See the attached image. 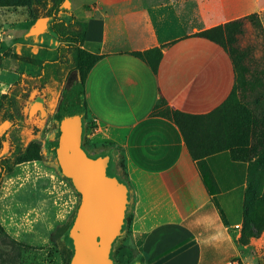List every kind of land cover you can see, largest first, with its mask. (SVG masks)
<instances>
[{
  "label": "crops",
  "instance_id": "crops-1",
  "mask_svg": "<svg viewBox=\"0 0 264 264\" xmlns=\"http://www.w3.org/2000/svg\"><path fill=\"white\" fill-rule=\"evenodd\" d=\"M64 9L61 19L72 15L86 27L83 50L100 56L84 82L90 139L121 149L132 190L120 264H234L242 257L234 236L243 222L247 164L228 151L191 160L178 127L157 107L162 99L189 115L219 107L234 85L232 64L197 35L251 14L264 29V0H65ZM50 24L24 8H0V97L25 79L38 84L37 95L46 89L33 61L58 58ZM153 50L161 54L156 73L136 56Z\"/></svg>",
  "mask_w": 264,
  "mask_h": 264
},
{
  "label": "trees",
  "instance_id": "trees-1",
  "mask_svg": "<svg viewBox=\"0 0 264 264\" xmlns=\"http://www.w3.org/2000/svg\"><path fill=\"white\" fill-rule=\"evenodd\" d=\"M64 2L65 0H0V8H24L34 20L51 19L50 30L58 43V58L54 62H33L41 68L40 85L45 86L50 79H53L61 88L53 111L55 137H50L48 149H43L39 144L30 142L25 148L14 147L6 156L0 157V188L4 177L11 175L14 168L21 163L42 162L47 157L59 167L57 154L62 135L80 112L83 113V150L90 157L113 154L117 168L126 179L121 149L101 140L90 139L89 130H92V127L86 123L84 82L100 56L83 50L82 44L86 33L84 24L76 22L72 15L69 22L61 19V14H69L64 9ZM197 36L217 44L227 53L234 72L233 88L219 107L205 115H189L178 111H171L170 115H164L178 127L191 160H203L213 154L228 151L232 159L247 164L255 156V150H259L260 135L257 129H260L258 126L260 124L259 121L257 124L254 119L252 109L260 106L264 111V29L261 20L257 14H251L204 31ZM136 56L146 61L154 73L157 72L161 59L158 50L138 53ZM20 82L17 81L13 85L18 86ZM14 106V99L9 93L0 97V125L13 119ZM165 106V101L162 99L157 108ZM233 112L240 114V127L230 125L228 131H224L222 124L229 122L225 119ZM0 138L2 140L1 136ZM202 174L207 184L208 170L202 169ZM63 179L73 189L70 181L65 177ZM73 191L79 198L78 193L74 189ZM78 205L79 201L68 220L57 227L52 235L54 245L62 258V264H70L73 257V252L69 248V232ZM131 221L130 204L123 220L124 232L114 242L113 257L116 250L124 248V242L130 234ZM0 233L4 234L1 227ZM11 243L18 246V243L12 239ZM120 243L123 245L118 247ZM114 261L115 264H120L115 257ZM126 264H136V262Z\"/></svg>",
  "mask_w": 264,
  "mask_h": 264
},
{
  "label": "rangeland",
  "instance_id": "rangeland-1",
  "mask_svg": "<svg viewBox=\"0 0 264 264\" xmlns=\"http://www.w3.org/2000/svg\"><path fill=\"white\" fill-rule=\"evenodd\" d=\"M33 69L34 73L39 72L38 68ZM36 90L38 84L28 79L10 89L15 102L14 117L0 125V157L14 147L25 148L30 142L48 149L50 137H55L53 111L59 87L51 82L40 95ZM171 111L167 107L160 109L161 114L170 115ZM252 111L260 124L259 150L247 163L244 223L234 236L242 257L234 264H264V111L260 106ZM239 117L238 112L228 114L225 120L229 122L222 124L223 130L228 131L230 125L240 127ZM97 140L100 139L93 141ZM78 201L51 159L17 165L11 175L4 177L0 188V227L4 231L0 233V264H62L52 235L68 220ZM227 211L224 208L225 214ZM11 239L18 246L12 245ZM133 253L136 254L131 250L129 255ZM119 255L116 250L117 261Z\"/></svg>",
  "mask_w": 264,
  "mask_h": 264
},
{
  "label": "water",
  "instance_id": "water-1",
  "mask_svg": "<svg viewBox=\"0 0 264 264\" xmlns=\"http://www.w3.org/2000/svg\"><path fill=\"white\" fill-rule=\"evenodd\" d=\"M82 117L80 112L64 131L57 154L63 177L79 195L69 232L70 264H115L114 242L124 232L132 190L113 154L90 157L83 150Z\"/></svg>",
  "mask_w": 264,
  "mask_h": 264
}]
</instances>
